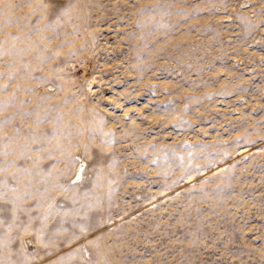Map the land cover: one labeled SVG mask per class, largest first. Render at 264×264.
Here are the masks:
<instances>
[{"label":"rangeland","instance_id":"374dc122","mask_svg":"<svg viewBox=\"0 0 264 264\" xmlns=\"http://www.w3.org/2000/svg\"><path fill=\"white\" fill-rule=\"evenodd\" d=\"M0 264H264V0H0Z\"/></svg>","mask_w":264,"mask_h":264},{"label":"snow or ice","instance_id":"6c2138e0","mask_svg":"<svg viewBox=\"0 0 264 264\" xmlns=\"http://www.w3.org/2000/svg\"><path fill=\"white\" fill-rule=\"evenodd\" d=\"M80 177L78 176L77 179H79Z\"/></svg>","mask_w":264,"mask_h":264}]
</instances>
